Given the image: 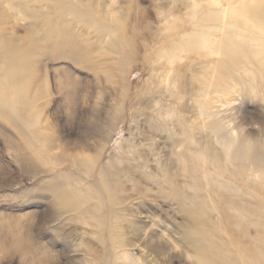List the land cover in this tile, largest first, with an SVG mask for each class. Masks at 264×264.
I'll list each match as a JSON object with an SVG mask.
<instances>
[{"label": "rangeland", "instance_id": "1", "mask_svg": "<svg viewBox=\"0 0 264 264\" xmlns=\"http://www.w3.org/2000/svg\"><path fill=\"white\" fill-rule=\"evenodd\" d=\"M216 3L232 8L226 0H0V37L30 57L19 90L0 74V264H197L199 227L219 223L211 233L229 239L227 202L264 206V165L230 161L203 126L209 111L236 142L264 147V31L239 19L220 32ZM218 43L222 53L208 57L185 51ZM216 68L221 86L204 97L200 75ZM118 154L119 167L99 173ZM179 154L198 160L199 195L211 202L202 211L182 197L192 196L193 179L179 170ZM67 188L94 209L64 207L58 190ZM261 217L264 209L249 215Z\"/></svg>", "mask_w": 264, "mask_h": 264}, {"label": "bare ground", "instance_id": "2", "mask_svg": "<svg viewBox=\"0 0 264 264\" xmlns=\"http://www.w3.org/2000/svg\"><path fill=\"white\" fill-rule=\"evenodd\" d=\"M217 1L218 0H215V2ZM226 1L227 5H231L232 8H222L224 7L223 4L216 3V5H221L219 11L222 17L220 18L219 26H217L220 32L223 31L225 27L230 30L235 29L236 24L238 25L239 19L247 27L259 26L260 29L264 31V3L262 2V0H247L246 3H244L245 0H240L239 2L238 0ZM217 17L212 19L213 22H219V17ZM226 18L232 19V21H230V24L225 21ZM209 31H211V29H209ZM227 36L231 38V35H229V33L227 34ZM233 41L234 40H232L231 38L227 40V43H229V46L232 48L231 52L236 55V46L238 45V43L236 45ZM7 43L8 42H6L4 38L0 37V74L2 75L1 81L6 88L10 87L12 90H19L21 81L18 76V72L21 69L26 70L25 67L29 62L30 57L29 54L26 53V51L16 53L11 49H8ZM202 43L204 47L207 45L205 40ZM64 45H66V43H64ZM212 47H214V49L216 48L217 50L185 51L195 52L203 57H208L213 52L222 53V50H220L223 48L221 43H218L217 46L212 45ZM66 51L69 55L78 57L72 50ZM160 55L162 57H166L170 61L174 59V57L172 56H167L165 52H161ZM211 62L212 61L210 60L209 63ZM217 62H219L218 64L222 65L223 63H225V60H218ZM215 71L216 75L214 73V75L210 77L200 75L202 76L203 81L202 86L199 90H201L200 92L204 97H206L210 92L209 90L211 87L217 89L221 86L222 82L220 81V79L223 76V71H221V69L219 68H216ZM1 92L2 91L0 90V105L2 106L5 103V99ZM200 106L203 108L205 106V102H202ZM1 113H3V111H1ZM202 115H204L206 118H212L208 122L204 121L203 126L207 127L215 135L217 143L221 144L224 147L226 155L229 156L230 161H249V163L250 161H252L256 164L264 165V147L255 149L251 144L246 143L245 140H239V142H236L235 137L233 136V130L229 128L227 129L223 125L222 120L215 119V115L209 111H202ZM121 156L122 155L120 154H118V156H111L109 158L110 162L100 164L99 173L105 174L106 172L119 167L118 163L115 161L119 162ZM217 156L218 155H215L212 158L214 159V162L216 164V169L221 171L222 167L219 165V158ZM177 157L179 158L180 162L179 170L186 174L188 173L193 179V183L191 185L193 190L192 196H189L188 198L187 196L182 195V197H184L186 200L188 199L189 205L198 206L199 210L202 211L203 209L211 205V202L210 204H207V198L200 196L201 185L198 182L199 173L198 170H196V167H193L198 162V160L195 158H185L184 156H182V154L177 155ZM84 163L88 165L89 168L91 167V164L88 160H85L83 164ZM189 164L190 168L188 166ZM197 167H199L198 164ZM200 173L203 174V172ZM75 180L76 179H73L72 184L74 186H77L78 183ZM234 189L238 193L237 188ZM58 192L59 196L61 197L60 203L69 210H78L82 212L87 211V209H94L92 206L86 205V199L80 201L77 197L78 195L72 190L60 189L58 190ZM219 196V200L224 198V196L222 197V195ZM199 197H201L202 199H200ZM227 203L228 204H226L225 207L230 209V212L232 211L230 214H226L224 216L226 217L225 219L227 221V224L230 226L228 228L229 239L223 238L220 234H218V236H215L214 233H211L214 228H217V224L219 223H214L215 225L208 224V226L210 227L209 230L199 227L196 232L201 239L195 244L194 247L197 264H264V219L262 217L257 219L249 218L250 214H261L264 206L260 205L256 207L258 209H252L251 206H247L245 203L238 202L236 200H230ZM261 203L263 204V202ZM199 210L192 211L190 208L188 209L190 217L193 218L192 222L195 225L200 224L198 221L199 218L197 217L198 215H200ZM233 226L234 228H238L240 232L233 229Z\"/></svg>", "mask_w": 264, "mask_h": 264}]
</instances>
